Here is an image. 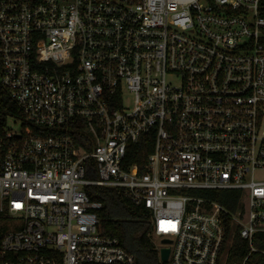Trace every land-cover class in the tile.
I'll return each mask as SVG.
<instances>
[{
  "label": "built area",
  "instance_id": "obj_1",
  "mask_svg": "<svg viewBox=\"0 0 264 264\" xmlns=\"http://www.w3.org/2000/svg\"><path fill=\"white\" fill-rule=\"evenodd\" d=\"M0 90L55 131L0 129V264H133L89 186L169 264H228L236 231L231 264H264V0H0Z\"/></svg>",
  "mask_w": 264,
  "mask_h": 264
},
{
  "label": "trees",
  "instance_id": "obj_2",
  "mask_svg": "<svg viewBox=\"0 0 264 264\" xmlns=\"http://www.w3.org/2000/svg\"><path fill=\"white\" fill-rule=\"evenodd\" d=\"M8 117H14L23 122L24 134H39L42 136L53 135L55 131L32 125L27 122L19 112L16 104L11 100L6 91L0 90V129L6 125ZM78 119L70 123V133L76 138L81 136V131L72 132V126ZM81 129V128H79ZM143 137L137 145L139 153L140 146L145 139ZM152 143V141H151ZM150 145V141L149 144ZM152 145V144H151ZM150 149V148H149ZM146 153V152H145ZM196 194L215 199L231 210H235L234 201L239 197V191L232 190H209L195 191ZM87 194L93 199L102 202L103 208L99 212L100 228L105 235L117 236L121 244L135 256L133 264H169L161 262L157 246L150 235L151 217L150 213L142 208L136 207L120 191L115 189L89 186ZM245 243L238 231L233 237V249L230 253L228 264L233 261H241L245 253ZM260 258V257H259ZM262 264V263H261Z\"/></svg>",
  "mask_w": 264,
  "mask_h": 264
},
{
  "label": "rangeland",
  "instance_id": "obj_3",
  "mask_svg": "<svg viewBox=\"0 0 264 264\" xmlns=\"http://www.w3.org/2000/svg\"><path fill=\"white\" fill-rule=\"evenodd\" d=\"M8 126L13 129L14 131H20L21 130V122L20 120L16 119V118H10L8 121ZM240 209L242 211H244L243 214V220L247 221L248 220V215H249V204H248V200H246L241 206ZM162 238H157L155 239V244L157 247H160L162 245Z\"/></svg>",
  "mask_w": 264,
  "mask_h": 264
},
{
  "label": "water",
  "instance_id": "obj_4",
  "mask_svg": "<svg viewBox=\"0 0 264 264\" xmlns=\"http://www.w3.org/2000/svg\"><path fill=\"white\" fill-rule=\"evenodd\" d=\"M162 243L167 244L170 243L169 239H164ZM170 248L169 247H163L160 251V260L161 262H167L169 257Z\"/></svg>",
  "mask_w": 264,
  "mask_h": 264
},
{
  "label": "flooded vegetation",
  "instance_id": "obj_5",
  "mask_svg": "<svg viewBox=\"0 0 264 264\" xmlns=\"http://www.w3.org/2000/svg\"><path fill=\"white\" fill-rule=\"evenodd\" d=\"M163 240H164V238L161 241H163Z\"/></svg>",
  "mask_w": 264,
  "mask_h": 264
}]
</instances>
